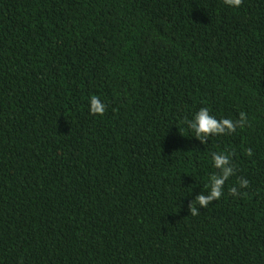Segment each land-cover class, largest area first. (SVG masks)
<instances>
[{"label":"trees","instance_id":"16d2710c","mask_svg":"<svg viewBox=\"0 0 264 264\" xmlns=\"http://www.w3.org/2000/svg\"><path fill=\"white\" fill-rule=\"evenodd\" d=\"M0 264H264V0H0Z\"/></svg>","mask_w":264,"mask_h":264},{"label":"clouds","instance_id":"9594fccd","mask_svg":"<svg viewBox=\"0 0 264 264\" xmlns=\"http://www.w3.org/2000/svg\"><path fill=\"white\" fill-rule=\"evenodd\" d=\"M242 0H223V3L232 9H238L241 5ZM106 105L100 100L98 96L89 97V113L92 115H102L105 111ZM186 125L185 134H190L191 137L199 139L201 143L205 142V138L212 134L226 135L235 130L237 125L243 127L246 123V117L241 113L239 121L233 122L231 119L220 118L217 119L211 114L208 107H201L198 111L194 112L191 119L182 121ZM183 130V129H182ZM212 167L220 169L218 174H213L208 178V182L205 185L209 195L203 194L196 197V201L190 205V210L193 215L196 214L195 205L206 207L210 201L219 200L224 194V185L228 178L233 174L234 169L230 164V153L225 151L212 152L211 153ZM239 186L241 188L248 187V181L241 178L239 180ZM231 193L235 194L237 189L233 187ZM243 195V193H241Z\"/></svg>","mask_w":264,"mask_h":264}]
</instances>
